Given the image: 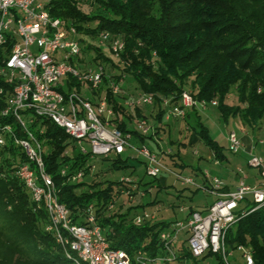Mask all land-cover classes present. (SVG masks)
I'll use <instances>...</instances> for the list:
<instances>
[{"label":"trees","instance_id":"trees-1","mask_svg":"<svg viewBox=\"0 0 264 264\" xmlns=\"http://www.w3.org/2000/svg\"><path fill=\"white\" fill-rule=\"evenodd\" d=\"M45 7L52 17L75 27L83 45V57L79 60L83 61L92 52V63L104 67L107 76L102 86L83 91L84 94L104 90L107 104L114 112L112 122L123 133L130 134V140L139 144L151 140L159 154L164 152L168 156L169 163L165 162L170 167L181 172L189 166L179 159L177 151L161 150L155 140V135L170 131L164 118L163 99H168L171 105L177 104L181 93L186 91L205 104L214 100L225 120L237 117L251 132L261 130L264 0H48ZM100 31H108L123 40L119 57L113 55L107 44L98 43ZM120 73L128 80L120 84L123 92L114 94L109 81L117 82ZM68 78V87L83 93L82 84L71 76ZM128 86L131 92L127 91ZM232 90L236 102L228 101ZM139 93L152 94L153 103L134 107L125 104L130 95ZM4 106V95H0V109ZM179 118L193 140L179 141L177 149L202 141L213 152V158L219 162L227 159L224 147L210 136L197 109L189 107ZM141 119L151 127L146 134L137 128ZM13 121L11 113L0 116V123H12L15 134L21 136L22 131ZM28 128L48 148L43 153L44 170L54 184L58 201L68 209L72 223L86 224L90 205L94 223L111 248L122 249L131 257L137 250L150 257L164 254L160 233L167 230L169 222L145 218L137 223L134 219L139 214L134 210L156 203V197L126 207L118 199L122 195L132 197L139 190L143 197L152 187L156 192L161 191L168 187L167 173L147 181L138 177L131 183L100 177L98 172H90L89 152L76 148L62 127L36 116ZM260 150L264 154V142ZM121 154L112 158L104 156L110 160L105 170L125 167L127 158ZM24 162L26 156L18 145L10 140L0 144V264H75L56 243L52 231L45 228L46 208L36 206L17 175L18 167ZM63 168H66L64 174ZM78 170L82 171V177L72 180L70 175ZM193 210L190 208L186 215ZM224 246L226 259L210 251L195 257L184 232L173 244L178 255L175 264H232L230 258L239 247L250 252L253 264H264V206L240 217L227 231ZM211 257L213 262H208Z\"/></svg>","mask_w":264,"mask_h":264},{"label":"built area","instance_id":"built-area-1","mask_svg":"<svg viewBox=\"0 0 264 264\" xmlns=\"http://www.w3.org/2000/svg\"><path fill=\"white\" fill-rule=\"evenodd\" d=\"M74 26L58 17H52L44 3L38 0H0V95H4L5 106L0 116L9 113L22 131L18 136L12 123H0V144L10 140L18 145L26 156V162L17 169V175L24 182L36 206L44 205L48 215L47 230L52 231L56 243L63 248L66 256L75 264H161L175 261L177 252L173 244L180 233L186 235V243L195 257L204 252L221 254L226 259L224 240L227 231L242 216L264 206V156L250 155L247 162L257 168L260 181L248 184L240 181L233 189L226 190L217 175H211L208 183L200 186L216 199L203 209L193 210L184 222H177L172 229L160 233L164 254L150 257L137 250L133 257L122 249L111 248L98 225L94 223L92 207L87 208L86 224L72 223L69 211L58 201L54 184L44 170L43 141L28 128L34 117L53 121L74 140L82 152L90 156H107L123 153L130 146V134L123 133L112 122L113 110L108 106L104 90L84 94L83 91L98 90L107 76L104 67L93 64L91 57L83 61L82 41ZM98 43L107 44L115 57L124 48L123 40L108 31H100ZM69 76L82 84L80 93L69 88ZM120 73L117 82L109 81L114 94L123 92L120 84L127 81ZM154 96L147 93L130 95L125 104L129 107L151 105ZM165 105V120L183 117L189 107L205 108L207 104L183 91L177 104ZM215 105L214 100L211 101ZM138 130L146 134L151 127L145 119L138 120ZM228 150L239 153L243 148L242 139L235 131L227 134ZM88 144L89 149L83 146ZM258 142L262 143L263 139ZM144 158L145 173L152 177L168 173L182 184H194L190 176L176 172L164 163L161 155L142 144L135 147ZM217 163V160H215ZM92 168V166H91ZM66 168L61 170L64 174ZM240 171V169H239ZM208 177L206 171L203 172ZM82 177L78 170L70 175L72 180ZM120 180L131 183L129 177ZM140 194H143L141 192ZM112 207V204L109 205ZM153 218L148 211L135 216V222ZM245 264H253L250 252L239 247ZM72 252V253H71Z\"/></svg>","mask_w":264,"mask_h":264},{"label":"rangeland","instance_id":"rangeland-1","mask_svg":"<svg viewBox=\"0 0 264 264\" xmlns=\"http://www.w3.org/2000/svg\"><path fill=\"white\" fill-rule=\"evenodd\" d=\"M41 3H46L48 0H38ZM84 1V0H83ZM93 55L92 52H89L87 58ZM95 67L94 64L91 65ZM127 91H132L128 86ZM229 102H236V94L232 90L228 98ZM198 111L200 112V118L205 121L208 126V131L210 136L217 140L219 144L224 147V152L227 156L218 168H220L225 174H230L232 176V186L235 183H238L240 180H243L246 183L258 184L260 181V176L258 170L255 167H252L248 164L247 158L248 155H245L243 152L232 153L228 150V140L227 134L229 131H235L237 135L241 136L246 132L249 134L255 141L264 138V123L261 124V130L251 132L246 128L242 121L237 117H229L225 120L219 113L215 105L207 104L205 108L199 107ZM166 123L169 124L170 131L164 130L162 133L155 135V140L158 145L161 147V150L166 152L177 151L179 159L187 164L189 167L181 171L182 175L190 176L194 180V184H182L180 180L176 179L174 176H168V187L162 189L159 192L155 191V188L152 187L150 192H144V196L141 197L139 190L137 194L132 197L122 195L118 200L122 199V206L126 207L129 204H139L141 202H147L150 199L156 197L157 202L153 204H145L134 210L135 213H141L142 211H148L153 215V221H164L169 222L167 229H172L174 225L186 219V213L190 208H194L201 205H207L213 201L215 196L204 191L199 186H202L201 176L198 171L205 169L211 166L212 161H210L211 150L210 148L203 143L202 141H197L194 144H187L181 146L177 149V143L179 141H186L188 138V131L185 129L184 123L179 117H171L166 120ZM169 139L172 140V143L169 142ZM264 140V139H263ZM130 146L125 147L123 153L120 155L123 158H127L126 166L121 169L116 170H105L109 163V159H104V156L94 155L90 158L89 162L92 164L90 170L91 173L98 172L100 177H113L120 179L121 177H129L132 180L142 177L144 181L150 180L152 176L145 173L144 167V158L137 154L135 147H138L139 142L131 139L129 141ZM262 143L257 142V146L254 149V152L257 155L263 156L264 154L260 150V145ZM151 151L161 155L164 163H169L168 156L162 152L159 154L158 147L149 139H146L144 142ZM83 146L89 149L88 144L83 142ZM45 150L48 148L45 146ZM76 148H78L76 146ZM114 153H110L109 157H115ZM167 161V162H165ZM168 165V164H167ZM170 167V165H168ZM178 172L177 168H172ZM194 169V171H192ZM240 169V171H239ZM196 172V173H194ZM252 176L250 179L248 176ZM142 188V187H141ZM197 189V190H196ZM139 195V196H138ZM214 258H208V262H213ZM232 264H245L244 259L242 258L239 251L233 252V258H230ZM163 264H175V261L164 262Z\"/></svg>","mask_w":264,"mask_h":264},{"label":"crops","instance_id":"crops-1","mask_svg":"<svg viewBox=\"0 0 264 264\" xmlns=\"http://www.w3.org/2000/svg\"><path fill=\"white\" fill-rule=\"evenodd\" d=\"M204 124L206 125L205 121H203ZM207 126V125H206ZM208 127V126H207ZM189 141L193 140L191 137H188ZM241 139H242V142H243V148L240 152H243L245 155H248V158L250 157V155H253V154H256L254 152V149L256 148V144H257V140L255 141L249 134H247L246 132L241 136ZM197 142V141H196ZM264 142V141H263ZM160 147V146H159ZM161 148V147H160ZM239 152V153H240ZM258 154V153H257ZM264 156V155H263ZM247 158V160H248ZM215 158H213V152L211 151V157H210V161H212V164L210 167L208 168H205V169H201V171H198L199 173L202 172V174H200L201 176V181H202V185L204 184H207L208 183V178L211 176V175H217L221 178V180L223 181L224 183V186H226V188H228V190L230 189H233L234 186H236L240 181H243V180H240L238 183H235L233 186H232V183L234 181H232V176L228 173V174H225L220 168H218V165H220L222 162H219L217 160V163H215ZM257 169V168H256ZM176 171V170H175ZM204 171H206L207 176L204 175ZM180 172V171H178ZM165 173V172H163ZM181 173V172H180ZM168 174V173H167ZM170 174H168L169 176ZM252 176H248V178L250 179ZM167 183H168V178H167ZM250 184V183H248ZM255 184V183H254ZM200 187V186H199ZM214 197V195H213ZM216 199V197L213 199V201ZM212 201V202H213ZM210 204V203H209ZM208 205V204H207ZM207 205H201V206H197V207H194L193 209H203L204 207H206ZM187 214V213H186ZM187 216V215H186ZM153 219V218H151ZM183 235V233H180L178 236H177V239ZM163 264V263H161Z\"/></svg>","mask_w":264,"mask_h":264}]
</instances>
